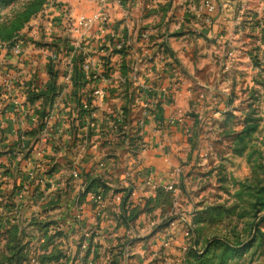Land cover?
<instances>
[{"label":"rangeland","instance_id":"obj_1","mask_svg":"<svg viewBox=\"0 0 264 264\" xmlns=\"http://www.w3.org/2000/svg\"><path fill=\"white\" fill-rule=\"evenodd\" d=\"M68 6L60 0H0V70L14 69V64L15 69L23 64L45 70L49 81L44 87L55 85L61 73L72 85L73 70L83 72L87 81H94V73L120 72L125 95L136 75L149 86L135 94L137 102L132 91L122 106L105 109L110 115L100 117L111 116L114 134L123 133L119 178L131 187L124 185L120 193L130 197L129 188L136 189L132 180L139 178L136 182L146 186L138 197L147 205L143 213L152 214L154 225L164 231L130 264H264V0H238L227 8L217 39L199 30L159 31L157 36L167 34L172 41L153 46L155 60L140 46L132 52L130 45L114 42L101 20L98 33L75 34L72 26L81 15L73 16ZM159 18L167 20L165 14ZM173 19L187 22L186 16ZM134 52L145 56L143 71H136L142 60L131 58ZM43 90L29 91L26 102L34 104L33 95H42L52 104L48 89ZM91 92L83 94L88 102ZM84 104V111L97 110ZM74 110L80 113L76 104ZM36 113L39 119L49 115ZM153 131L158 139L146 140ZM172 136L180 144L168 141ZM168 143L175 146L170 149ZM157 145L170 171L156 176L142 166V155ZM6 175L0 168V187ZM13 200L9 189L0 191V264L14 260L17 251L20 264H103L101 254L81 253L79 247L73 252L72 240L57 231L63 211L48 210L58 203L34 204L27 219ZM168 227L173 235L166 234ZM116 258L111 264L128 263Z\"/></svg>","mask_w":264,"mask_h":264},{"label":"crops","instance_id":"obj_2","mask_svg":"<svg viewBox=\"0 0 264 264\" xmlns=\"http://www.w3.org/2000/svg\"><path fill=\"white\" fill-rule=\"evenodd\" d=\"M60 1L69 5L73 16L91 17L100 12L105 13V32L113 36L114 42L119 40L125 45H130L132 52L140 51V46L144 54H149V59L155 60L156 48L153 46L165 39L172 41L167 34L165 37L157 36L159 31L199 30L198 32L201 31L207 38L217 39V35L222 32L221 27L226 23V20H222L223 23L220 19L226 16L229 11L227 8L238 0ZM204 1L214 7L209 26L204 22L207 17L202 7ZM161 13L165 14L166 21L160 20ZM173 16H186L187 22H176ZM93 24L89 29L82 30L74 23L72 31L75 34L93 35L101 30V24L97 21ZM137 53H131L130 56L134 60H142L139 61L140 68L136 71H143L145 56ZM22 66L23 64H20L15 69L14 64V69L0 70V81H7L9 84V87H6L0 82V168L8 172V175L2 177V182L5 183L0 187V191L10 190L13 201L21 204L23 216L27 219L32 211L29 208L34 204H42L44 200L58 203V207L53 206L48 212H64H61L60 230L57 231L64 232L67 238L72 240L74 246L70 247L73 252L79 247L81 253L83 249L101 254L104 258L103 264H111L115 257L121 263L124 257L127 264L138 258L137 254L142 258L154 239L160 234L163 235L164 231L154 225L152 214L143 213L147 205L138 197L141 194L140 187L146 189V186L136 182L139 178L132 180L136 189L129 188L128 191L132 192L130 197L124 198L123 193H120V189L127 185L121 177L119 178L124 148H120L118 141L124 140L121 135L123 133L114 134V120L111 116L100 117L102 112H105L103 110L122 106V102H126L124 97H127L128 93L131 95L132 91L133 99L137 102L135 94L149 86L142 82V77L136 75L134 84L125 95L122 93L124 80L120 72L111 70L104 72V76L94 73V81L88 80L77 97L80 98V103L85 101L87 107L91 104V108L97 110L90 113L80 108L78 114L74 110V99L71 96L72 85L64 79V73L56 78L54 87L58 89L59 95L53 99L52 104L42 97L34 104L27 103L28 92H42L49 76L45 70H28V65ZM99 76L102 80L98 79ZM168 81H171V77ZM157 86L156 84L153 89L158 91ZM100 88L105 92L103 100L96 98L86 101L87 95L83 94ZM133 106L136 108V105ZM31 107L37 110L30 111ZM39 110L49 112L48 117L39 119L36 115ZM105 114L110 115L109 112ZM40 125H43L41 129ZM157 137L158 133L153 131L152 134H147L145 139L154 142ZM168 141L180 144V138L176 136H172ZM159 146L144 151L146 154L142 155V166L154 169L156 176L170 171L168 161L162 158L163 150ZM174 146L175 144L171 146L168 143L170 149ZM47 172L50 174L47 175ZM158 179H155L156 182ZM130 185L129 183L127 186L131 187ZM155 201L151 200V203L154 204ZM165 231L167 235H173L174 228L168 227Z\"/></svg>","mask_w":264,"mask_h":264},{"label":"trees","instance_id":"obj_3","mask_svg":"<svg viewBox=\"0 0 264 264\" xmlns=\"http://www.w3.org/2000/svg\"><path fill=\"white\" fill-rule=\"evenodd\" d=\"M52 71H49V73ZM74 75L72 77V97L74 99V103L76 104V108H78L80 110V98L77 97L78 92L80 91V89H82L83 87H85V85L87 84V80H85V75L83 72H78V70H73ZM48 89V95L49 96V100L54 99L55 97H57V92L58 89H56L52 84H47V87L45 86L44 89ZM39 93H44V90L42 92ZM28 95V94H27ZM42 97V95H33V97L31 98V100H33L32 103H34L35 101H37L38 99H40ZM20 251H17V253L14 255V260H11L8 264H20Z\"/></svg>","mask_w":264,"mask_h":264},{"label":"built area","instance_id":"obj_4","mask_svg":"<svg viewBox=\"0 0 264 264\" xmlns=\"http://www.w3.org/2000/svg\"><path fill=\"white\" fill-rule=\"evenodd\" d=\"M202 7L205 9V13L207 15V17L204 19V22L207 25H210V23H211L210 16L214 13V7L207 1H204L202 3ZM106 19L107 18L104 15H101V13H98L96 15L91 16L90 18L79 17L76 20L75 25L77 27L84 29V28L91 26L95 21L101 20L103 22H107ZM87 73H88V71L85 74L88 75ZM104 96H105V92L102 88H100V89H95L92 91L91 98L92 99H96V98L100 99ZM83 107H84V109H86L87 105L84 104ZM74 177H76V176L74 175Z\"/></svg>","mask_w":264,"mask_h":264}]
</instances>
